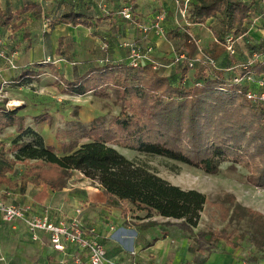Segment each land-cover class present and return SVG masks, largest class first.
<instances>
[{
  "label": "trees",
  "instance_id": "trees-1",
  "mask_svg": "<svg viewBox=\"0 0 264 264\" xmlns=\"http://www.w3.org/2000/svg\"><path fill=\"white\" fill-rule=\"evenodd\" d=\"M256 1L191 0L187 6L188 20L193 26L204 25L210 29L215 42L217 40L222 46L229 37L238 39L237 45L247 38L248 26L254 21ZM260 3L264 4V0ZM127 8L132 17L130 21L140 28L150 24L157 14L167 12L163 8L141 19L132 7ZM28 12L40 13L41 8L32 4L19 11L20 14ZM260 16L264 15H256ZM12 18L11 15H0V24L7 25ZM46 20L49 28L90 26L85 15L73 10ZM169 33L171 40L179 39L180 46L184 39L189 42V32L176 29ZM127 42L139 44L138 40ZM244 44L246 58L243 53H238V47L234 56L226 52L221 59H215L214 53L205 51L217 63V69L211 70L204 63H196L191 68L184 61L172 67L175 72L171 76H164L150 65L133 68L128 59L121 62L109 58L106 62L105 57L96 67L73 80L55 73V84L63 88V94H92L100 99L113 95L120 107L119 114L109 122L100 117L87 125L73 122L66 133L80 132L79 138L87 139V142L79 144L74 139L63 144L61 155L27 125V118L21 114L22 108L0 106V136L7 129H14L9 146L0 142V157L13 156L12 164L23 166L22 181L44 186L39 194L42 200L48 197L46 188L59 191L74 171H80L86 178L99 183L107 203L121 210L123 216L134 215L136 219H142L140 214L144 215L143 219L160 216L179 221L177 226L185 231L193 230L199 226L202 213L209 204L207 196L173 185L124 157L116 146L180 162L213 176L221 173V163L232 161L234 168L241 165L250 171L247 180L251 185L264 189V103L247 98V93L256 88L255 84L234 82L235 77L245 74L242 66L248 65L255 53L264 51V43L249 36ZM63 48L64 39H60L56 51L60 59L65 58ZM172 60L173 57L165 61L170 63ZM44 64L53 66V63H41L36 67ZM248 72L264 74V63L249 65ZM30 75L28 70L22 73L23 78ZM52 120L48 113L33 118L35 125L52 124ZM3 181L13 185L9 179ZM231 201L236 200L232 197ZM234 210L240 223L247 217L257 219V229L248 240L264 252V215L239 204H235ZM235 238L234 234L223 230L202 233L197 243L210 247L212 243L225 241L230 248L237 249L240 245L233 241Z\"/></svg>",
  "mask_w": 264,
  "mask_h": 264
},
{
  "label": "crops",
  "instance_id": "crops-1",
  "mask_svg": "<svg viewBox=\"0 0 264 264\" xmlns=\"http://www.w3.org/2000/svg\"><path fill=\"white\" fill-rule=\"evenodd\" d=\"M259 1L253 5V15H264V4ZM179 2L180 0H0V15L13 17L7 25L0 24V35L5 41L7 55L17 66V69H13L6 61L0 60V106L6 105L8 109L22 108L21 114L27 118V125L40 133L47 145L53 146L63 155L61 146L49 133L54 128L55 133L70 130L72 120L75 119L70 102L87 95L60 93V96H48L40 92L42 87L48 86L49 80H52L50 78L57 80L55 73L67 80L82 76L107 56L114 61L126 62L128 49L124 47V42L127 41L138 40L140 46H144V43L146 46L151 44L155 48L154 54L162 56L161 50L169 48L161 37L154 32L145 37L140 26L120 15H123L127 7H132L135 15L144 19L146 15H153L165 8L168 15L163 24L166 32L168 28L180 29L183 33L193 32L186 27L190 25L180 23L183 21L179 16ZM32 4L40 6L41 12L19 13ZM69 10L85 15L90 26L47 27L46 19H54ZM260 18L261 16L258 26ZM192 27V30L204 34V25ZM249 36L261 39L264 43V30L260 32L252 24L248 26L247 38ZM60 39H64V62L36 67V64L45 63L49 57L60 59L56 55ZM179 42L177 37L169 41L172 52L180 48ZM221 49L222 46L212 47L218 59L222 58ZM187 54L196 57L197 51L192 46L187 49ZM25 70L30 71L31 75L23 78ZM174 72L175 69L169 68L161 73L171 76ZM66 104L68 106H63ZM29 109H41L43 114L48 113L53 119L52 125L47 122L35 125L33 118L39 114H28ZM79 117L77 122L85 125L94 120L92 118L85 121L81 114ZM8 133L12 136L14 129H7L0 136V142L9 146L12 137L4 138ZM14 160L11 155L0 157V194L6 204L25 206L28 212L24 219L11 223L0 220V264H89L87 254L79 248L69 246L66 252L56 251L48 233L38 231V240H33L29 230V223L36 217L44 216L46 211L50 212L52 221L59 222L73 217L79 207L84 208L81 217L84 229L89 235L93 232L92 235L102 241L106 246L108 259L115 264H133L134 261L141 264H246L242 248L213 247L209 251L208 246L193 243L185 231L177 226L180 223L177 220L160 216L143 219V214H140L142 219H136L137 216L134 215L123 216L121 210L107 203L99 183L86 178L80 171H74L61 190L52 192L46 188L48 197L42 200L39 194L43 192L44 186L22 181L23 166L20 163L12 164ZM5 179L11 180L13 185L5 183Z\"/></svg>",
  "mask_w": 264,
  "mask_h": 264
},
{
  "label": "rangeland",
  "instance_id": "rangeland-1",
  "mask_svg": "<svg viewBox=\"0 0 264 264\" xmlns=\"http://www.w3.org/2000/svg\"><path fill=\"white\" fill-rule=\"evenodd\" d=\"M185 1L180 0V3L184 6ZM120 17L123 16L120 15ZM255 17L256 15L254 18ZM188 19L189 18L187 15V18L185 19L187 21L181 19L183 22L180 23L181 25H190L186 27L191 29V31L194 32L192 33L195 34V37L201 41V47L204 51L211 54L213 53V45L222 46L221 43L215 42L212 31H209L210 29L207 30L208 28L205 27L203 35L192 30L194 27H192L193 25L190 24ZM260 20V25L258 26L257 24L254 26V28H258V31L261 32L264 30V16H262ZM170 31L171 30L169 28L167 32L164 31L165 37L162 38L169 49L164 51L161 50L162 56L154 54V59L159 62H163L167 59L169 60L174 57V54L177 53L172 52L171 45H169V41L171 40V35L169 33ZM182 43L184 45L180 46V48L176 51L185 52L187 54V49H191L192 46L187 44L188 41L186 39H184ZM148 46H146L145 43L144 46L141 45L143 50H146ZM236 47H238V53L242 52L246 58L247 48L244 42H239ZM224 49L225 48L222 46V49L220 50L222 57L226 55V50ZM214 55L215 54H213V57L215 58ZM215 59H217V56ZM208 69L210 68L208 67ZM162 71L164 72V69L161 70V72ZM50 79L52 80H49V83L47 84L48 86L46 88L42 87L40 92L45 93L48 96H60L63 88H60L59 86H56L55 83H52V81L56 80L53 78ZM70 103H72V116L73 118L76 117L72 120L73 122L79 121V114L82 115V118L85 121L100 117L109 122L120 112V107L116 104L113 95H110V97L106 99H100L93 96L92 94H88L83 98L71 100ZM67 104L63 106H68ZM27 113L40 115L44 112L41 109H29ZM49 125L51 126L52 124ZM55 130L56 128H54V131L49 133V136L54 138L61 147L63 144H69L70 141L74 139L77 140L79 144L84 143V141L87 140L79 138L80 132L67 134L62 132L55 133ZM9 137H11L10 133H8L7 136H4L5 139ZM116 148L120 154H122L127 159L149 169L173 185L179 186L185 190H197L207 196L209 204L205 207V210L202 213L199 226L193 230H184L188 238L193 240V243H197V241L200 239V234L202 233L207 234L213 232H222L224 230L227 232V234H234L236 236L233 241L238 242L240 245L239 248L243 249L244 260L246 264H264V252L257 249L248 240L252 232L257 229L259 224L257 219L254 220L247 217L240 223L234 216L235 204H239L246 209H250L254 212L264 215V189L255 187L248 182L247 178L250 175V171L246 167L236 165V168H234V166H232V161H225L220 164L221 173L213 176L206 174L203 170L198 168L187 166L180 162L169 160L163 157L142 154L117 146ZM232 197H234L236 200L234 203L231 201ZM213 247L225 248L228 247V244L225 241H220L218 243H212L207 249L210 251Z\"/></svg>",
  "mask_w": 264,
  "mask_h": 264
},
{
  "label": "built area",
  "instance_id": "built-area-1",
  "mask_svg": "<svg viewBox=\"0 0 264 264\" xmlns=\"http://www.w3.org/2000/svg\"><path fill=\"white\" fill-rule=\"evenodd\" d=\"M191 0H186L184 6L179 2L180 7V18L185 20L187 18V6ZM123 17L127 20H130L131 13L129 10L123 11ZM166 20L165 13L161 12L157 14L155 18L148 25L141 26L142 32L145 34V37L149 35L150 32H154L156 36L164 38V22ZM259 17L255 18L252 25H257ZM187 21V20H185ZM189 44L193 45L197 49L196 58H188L186 54L177 55L174 54L172 62H159L154 59L155 48L150 45L147 49L143 50L141 46L137 43L126 42L124 47L128 49V63L133 68H138L143 65H150L155 71H161L163 69L172 68L174 65L181 62L187 61L189 66L193 68L196 63H204L211 69H217L216 60L207 54L201 47V41L195 37L194 34L188 33ZM147 39V38H146ZM238 39L229 37L226 43L223 45L226 52L231 56L236 54V43ZM217 43H220L216 40ZM5 41L0 35V60L6 61L13 69H17V66L14 63V60L7 55L4 45ZM107 57L106 62L109 61ZM64 62L63 59H53L51 57L47 58L45 63H61ZM104 61H101V63ZM262 62L264 63V51L255 53L252 56L248 65H243L242 69L245 70V74L240 77H235L234 82L237 84L246 82L249 84H255L256 88L250 90L247 93V98L253 102L264 103V74L257 75L248 72L249 65ZM1 74V71H0ZM28 208L25 206L19 205H9L4 202L2 194H0V220L11 223L19 219H24ZM83 208H78L75 211L73 217L64 218L59 222H54L51 220V215L49 211H46L44 216L36 217L29 223V230L32 235L33 240H38V231H44L49 234L50 241L53 248L59 252H66L69 246H75L81 251L87 254L89 264H115L113 261L107 257L106 246L98 238L94 237L93 232H87L84 229L83 222L81 217L83 215ZM132 255H135V252H132ZM133 264H141L134 261Z\"/></svg>",
  "mask_w": 264,
  "mask_h": 264
}]
</instances>
